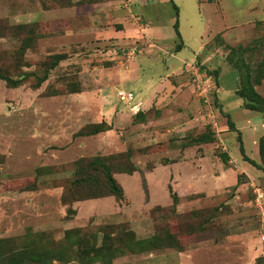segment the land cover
<instances>
[{
  "label": "rangeland",
  "instance_id": "rangeland-1",
  "mask_svg": "<svg viewBox=\"0 0 264 264\" xmlns=\"http://www.w3.org/2000/svg\"><path fill=\"white\" fill-rule=\"evenodd\" d=\"M247 2L207 29L191 0H0V264H264V102L233 91L250 78L264 98V6ZM122 151L121 198L69 184L74 160Z\"/></svg>",
  "mask_w": 264,
  "mask_h": 264
},
{
  "label": "trees",
  "instance_id": "trees-1",
  "mask_svg": "<svg viewBox=\"0 0 264 264\" xmlns=\"http://www.w3.org/2000/svg\"><path fill=\"white\" fill-rule=\"evenodd\" d=\"M172 2V0H170ZM199 1H208L212 2L214 0H199ZM175 9H177L176 5L173 3ZM174 28L178 36H180V32L178 30V19L176 18L174 22ZM182 45H178V49H180ZM62 57L56 56L55 63L58 62ZM254 83H259L258 80H254ZM236 94H238L241 98H243L244 106L248 109H256V106H261L264 102V98L254 89L252 81L250 78H246L244 83L240 84V87L236 89ZM139 113V112H138ZM137 115V113H136ZM230 127L234 129V125L232 122H229ZM105 126L104 122L88 124L84 128L78 131V134H96L103 130L108 129L103 128ZM237 139L239 141V150L243 154L244 159L248 160L255 164L254 160L250 159L244 154V147L241 138V132L239 130ZM264 137L260 141L259 144V152L261 160L264 162ZM68 168L73 172V179L69 182L70 185H82L88 186L90 188V193L83 196L84 198H95L101 197L105 195H114L117 198H121L123 195L122 186L114 177V173H127L132 174L137 170V167L131 161V157L128 151H122L117 153H111L107 155H99V156H91V157H80L77 160H74L70 163ZM94 174H101V181L97 178H94ZM98 187V188H97ZM171 197L173 202L176 201L177 195L172 192ZM63 203H71L72 201L80 199L79 197L73 196L70 192L65 189L62 192L61 196ZM70 211V210H69ZM72 212V210L70 211ZM73 213V212H72ZM155 236V234H154ZM149 237L146 240H150ZM159 241V240H156ZM102 246H97L100 249ZM56 254L54 252H50L48 258L43 262V264H51L53 260H57Z\"/></svg>",
  "mask_w": 264,
  "mask_h": 264
},
{
  "label": "crops",
  "instance_id": "crops-1",
  "mask_svg": "<svg viewBox=\"0 0 264 264\" xmlns=\"http://www.w3.org/2000/svg\"><path fill=\"white\" fill-rule=\"evenodd\" d=\"M247 1L248 2L246 3V6H247L248 10H251L252 7H256V6H258L260 8H263V6H264V0H247ZM218 3H220L221 9L217 8ZM225 4H226V0H217L216 2L215 1L208 2V1L191 0L192 8L194 7V8L199 9V13L202 14L203 16H205V20L207 19L206 20L207 21L206 22L207 23L206 24L207 25V29H209V20H208V18H210V20H212V19H216V18L217 19L218 18L219 19H221V18L223 19L225 17ZM172 20H173V17H172ZM157 22H159L158 19H157ZM148 24L149 25L152 24V21L149 20ZM154 26L155 25H151V26H147L145 28L146 34L148 36H150V37H154V34H155ZM181 50L182 49H180L178 51V54L181 52ZM173 57L177 58L179 61H183V60H185L184 58H186V57H184V58L179 57V55H177V54L173 55ZM167 68L169 69V73H168V75H166V80H168V77L172 76V74L174 72H176V70H177L176 69L177 67H175V68L167 67ZM161 86H163V85L161 84L160 81H155V82L151 83L150 86L147 87V90L145 91L144 94H142V95H140L138 97L139 98H144L147 95V93H150V92L151 93L152 92L155 93L154 95L156 96L157 95L156 91L157 90L160 91ZM235 90H236V88L233 91H235ZM234 94L236 95L235 92H234ZM186 109H188L187 103H186Z\"/></svg>",
  "mask_w": 264,
  "mask_h": 264
},
{
  "label": "built area",
  "instance_id": "built-area-1",
  "mask_svg": "<svg viewBox=\"0 0 264 264\" xmlns=\"http://www.w3.org/2000/svg\"><path fill=\"white\" fill-rule=\"evenodd\" d=\"M204 93H205V90H204ZM118 95H119V98L120 99H122V100H127L128 98H126V95H125V91H123V90H120L119 92H118ZM202 95V94H201ZM202 96H204V95H202ZM132 109V111H134V112H137L138 110H139V108H138V106H133V108H131ZM258 196H261V193L260 194H258Z\"/></svg>",
  "mask_w": 264,
  "mask_h": 264
}]
</instances>
